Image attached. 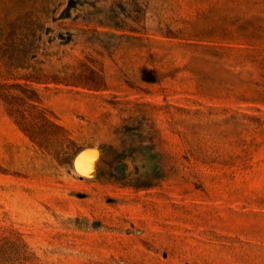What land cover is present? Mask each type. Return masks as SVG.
Listing matches in <instances>:
<instances>
[{
  "label": "rangeland",
  "instance_id": "374dc122",
  "mask_svg": "<svg viewBox=\"0 0 264 264\" xmlns=\"http://www.w3.org/2000/svg\"><path fill=\"white\" fill-rule=\"evenodd\" d=\"M0 264H264V0H0Z\"/></svg>",
  "mask_w": 264,
  "mask_h": 264
},
{
  "label": "trees",
  "instance_id": "16d2710c",
  "mask_svg": "<svg viewBox=\"0 0 264 264\" xmlns=\"http://www.w3.org/2000/svg\"><path fill=\"white\" fill-rule=\"evenodd\" d=\"M29 23L32 24L34 22L30 20ZM22 41L23 40L21 39V43L22 45H24V42ZM33 71L34 70H31L27 74L19 76V78L24 80V83L16 84V85L26 87V86H30V82H39L40 78ZM27 97L30 98L29 96ZM29 106L31 107L28 109L21 108V109H13L10 111V115L15 118V122L18 124V126L27 133H29L30 130H33L35 128V122L32 124V122L29 121V118L32 115V113H30V109L35 108V106L34 105H29ZM42 114L40 115V117L45 119V117ZM33 118L36 119L37 117H33Z\"/></svg>",
  "mask_w": 264,
  "mask_h": 264
},
{
  "label": "bare ground",
  "instance_id": "6f19581e",
  "mask_svg": "<svg viewBox=\"0 0 264 264\" xmlns=\"http://www.w3.org/2000/svg\"><path fill=\"white\" fill-rule=\"evenodd\" d=\"M88 156H89V152H85L78 158V161L86 160Z\"/></svg>",
  "mask_w": 264,
  "mask_h": 264
}]
</instances>
